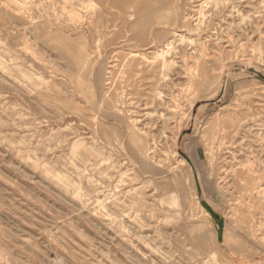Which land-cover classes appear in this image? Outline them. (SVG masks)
<instances>
[{
    "label": "rangeland",
    "instance_id": "obj_1",
    "mask_svg": "<svg viewBox=\"0 0 264 264\" xmlns=\"http://www.w3.org/2000/svg\"><path fill=\"white\" fill-rule=\"evenodd\" d=\"M0 264H264V0H0Z\"/></svg>",
    "mask_w": 264,
    "mask_h": 264
},
{
    "label": "bare ground",
    "instance_id": "obj_2",
    "mask_svg": "<svg viewBox=\"0 0 264 264\" xmlns=\"http://www.w3.org/2000/svg\"><path fill=\"white\" fill-rule=\"evenodd\" d=\"M195 161H197V160H195Z\"/></svg>",
    "mask_w": 264,
    "mask_h": 264
}]
</instances>
